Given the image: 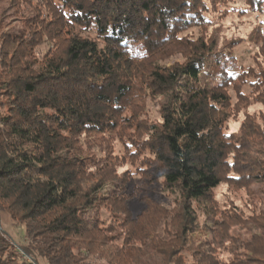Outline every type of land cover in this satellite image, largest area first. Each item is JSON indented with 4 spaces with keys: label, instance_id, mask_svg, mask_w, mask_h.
Instances as JSON below:
<instances>
[{
    "label": "trees",
    "instance_id": "1",
    "mask_svg": "<svg viewBox=\"0 0 264 264\" xmlns=\"http://www.w3.org/2000/svg\"><path fill=\"white\" fill-rule=\"evenodd\" d=\"M22 1L24 31L0 34V209L24 225L28 259L0 233V264H88L116 228L107 264H140L146 246L166 264H223L210 250L186 263L200 228L229 253L224 264H264V212L220 209L213 195L264 187V123L247 115L240 126L251 157L225 132L227 88L253 78L258 89L264 68L230 76L203 36V0ZM137 160L135 172L176 191L172 210L140 195ZM133 200L144 205L136 219ZM237 225L251 227L250 241L229 235Z\"/></svg>",
    "mask_w": 264,
    "mask_h": 264
},
{
    "label": "rangeland",
    "instance_id": "2",
    "mask_svg": "<svg viewBox=\"0 0 264 264\" xmlns=\"http://www.w3.org/2000/svg\"><path fill=\"white\" fill-rule=\"evenodd\" d=\"M17 2H20L19 6H16ZM203 2L206 7L203 12V17L206 20V24L202 28L203 36L211 40L215 46L214 50L224 58V68L230 76L236 77L245 74L249 70L263 69L264 4L257 3V6L252 8L247 0H203ZM24 10L30 13V10L22 0H16L14 3L11 0H0V34L1 32L22 34L25 20H29L32 17L31 13L24 14ZM198 31H200L198 28H194L184 34L196 37L199 34L197 33ZM252 81L255 80L247 78L244 83L239 84L237 80L235 82L237 83L236 87L227 88V95L231 104L229 109L234 112H232L229 121L225 125V132L232 137V142L237 141L238 144L243 145L239 155L244 157L254 156L255 147L244 142L243 134L240 133L242 122L247 115H250L257 124L261 125L264 123V84H259L258 89L254 90L252 87L254 82L252 83ZM239 89L241 94L247 97L245 102H240L238 99L237 91ZM181 90L184 89L182 88ZM148 108L152 112V119H159L151 103H148ZM113 151L118 154V152L121 153L123 150L120 144L116 143ZM139 161H135L131 170L134 171V182L139 185L142 191L140 195L148 197L154 204L161 206L160 208L162 209L172 210L174 204L179 201L176 191L166 189L162 184V180L159 176L154 175L152 170L149 171V175L151 174L150 178H145L141 171L135 172L136 168H144V166H140ZM213 195L220 209L228 210L232 209L233 206H237L245 216L251 215L253 211L257 212L260 210L264 212V187L260 184H253L245 189H237L222 184L214 191ZM129 209L131 218L136 219L144 209V205L133 200L129 204ZM163 217L165 215L162 213L160 219ZM198 222H200L198 225L204 226L205 220L199 217ZM201 229L189 239V244H186L181 252L183 256L187 257L186 263L194 262L195 259L190 256L195 251L207 255L208 253L206 254L205 252L208 250L212 252L213 256L217 255L221 260L220 262L226 263L229 253H221L222 251L220 252L218 249L219 246L213 243L216 240ZM23 230L24 225L20 221L14 220L7 211L0 209V233L20 253V256L28 259V257H24V253L21 251V248L27 246ZM251 230L250 226L237 225L230 229L229 235L235 239L250 241L251 233L249 231ZM123 235V229L116 228L111 235L107 236L108 239L112 238V242H106V246L91 254L85 260V263L107 264L113 251L112 245H119ZM207 247L209 248L206 249ZM185 249L190 250L186 251ZM141 250L140 264H166L165 257L156 249H148L146 246L141 248ZM250 257L252 258V256ZM36 262L37 264H45V261L40 258Z\"/></svg>",
    "mask_w": 264,
    "mask_h": 264
}]
</instances>
